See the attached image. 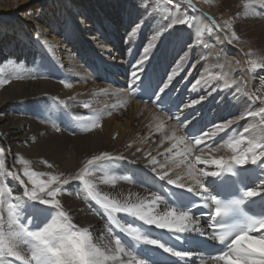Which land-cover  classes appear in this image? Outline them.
Masks as SVG:
<instances>
[{
	"label": "bare ground",
	"instance_id": "obj_1",
	"mask_svg": "<svg viewBox=\"0 0 264 264\" xmlns=\"http://www.w3.org/2000/svg\"><path fill=\"white\" fill-rule=\"evenodd\" d=\"M42 1L45 0H0V79L8 81L0 86V141L6 153L7 168L19 180L24 181L21 172L23 169L18 164L19 156L24 155L32 159L35 168L43 173L59 175L64 172L75 175L92 156L107 152L113 157L122 156L125 159L97 162L102 166L91 169L92 176L86 178L92 181L101 197L107 196L109 200L115 199L120 203H147L154 199L153 194L159 195L145 185L144 178L158 180L162 175L166 176V182L179 177V182L188 190H205L206 187L200 189L195 184L189 175L188 165L194 164L197 170L218 172L221 169L219 166L204 164L202 161L221 157L230 161V157L237 153L228 155L230 151L224 145L225 142L213 149L199 150L195 144L183 138L184 143L193 145L192 152L185 155V151V158L179 160L168 155L170 151L177 154L181 152L180 143H176L180 138L181 128L176 122L158 112L152 105L135 101L129 90L105 84L96 76L100 70L106 72L104 75L112 76L119 72L122 83L128 85L131 83L130 73L136 61L123 62L120 49L118 51L116 45L113 46V41L107 40L106 44L100 42V29L94 25L83 6L59 2L60 0H46L48 8L36 11L37 2ZM173 2V24L175 20H180L183 10H188L194 16L192 26L198 34L210 26L214 27L207 15L215 17L221 24V14L224 13L237 21L234 31L239 39H230L231 34L223 24V32L213 31L209 53L218 52L216 41H224L227 45L221 53H228V56L216 61L208 58L204 67L202 65V72L209 65L216 69L206 71L207 75L199 83L192 79L189 81L190 75L182 80V74H169L166 68L160 67L157 60L145 63L147 72L163 75L165 83L168 82L167 77L172 75L169 88H177V95H186L188 105L193 100L205 97L200 103L186 109L191 111L194 119L209 110L217 122L209 135L220 132L216 131L217 125L236 121L241 130L239 134L253 139L250 133L243 131L240 124L245 111L251 109L253 113L259 112L264 107V68L253 70L250 64L251 60L257 59L264 63V6L253 4L245 9L242 0H217L212 5L204 0ZM191 3L200 6L202 11L192 12L189 9ZM26 5L29 7L23 9ZM223 33H229V37L225 38ZM78 53H81L82 61L88 62L89 68L78 65L74 59ZM122 54L124 55L123 51ZM233 57L238 60V69L232 66ZM126 70L127 76L122 73ZM210 80L214 81L213 87L209 86ZM232 80L237 83L232 85ZM65 84H70L71 87H65ZM236 88H241V92L236 93ZM126 97H131V102ZM113 98L115 102L111 100ZM61 100L65 103L61 104ZM85 103L89 104V108L83 107ZM97 113L101 115L99 128L83 132L82 125L77 120L76 126L68 125L71 116L90 117ZM55 127H59L60 131L57 132ZM232 132L230 131L229 137ZM197 156H200V161H196ZM153 157L155 163L151 162ZM49 164L52 165L51 168ZM261 165L262 162H257L244 166H252L264 173V164ZM212 177L213 175H209L201 178L197 175L196 178L202 179L205 185ZM105 178L114 182L106 183ZM19 180L10 176L9 189L15 196L22 195L27 186L21 185ZM262 184L263 187L257 189L260 192L264 190V183ZM68 189L71 190V195L67 194ZM60 200L73 217V223L78 227L89 228L93 243L105 251L112 248L114 240L119 238L126 250L135 255V249L129 247L131 238L116 227L115 221L132 223L145 234L150 233L151 238L158 231L154 225H146L124 213L113 214V218H109L101 205L91 198L81 181H72L69 185L62 186ZM169 209L162 198L154 205L155 212L159 214ZM0 211V231L4 233L6 240L16 243L17 251L30 257V244L12 237L16 227L9 223L6 204ZM50 219L49 217L45 221L41 218L31 225V230L42 227ZM198 221L203 228L201 221ZM109 227L112 229L111 235L108 233ZM4 260L5 264H22L15 257L5 256ZM108 264L114 262L109 261Z\"/></svg>",
	"mask_w": 264,
	"mask_h": 264
},
{
	"label": "snow or ice",
	"instance_id": "obj_2",
	"mask_svg": "<svg viewBox=\"0 0 264 264\" xmlns=\"http://www.w3.org/2000/svg\"><path fill=\"white\" fill-rule=\"evenodd\" d=\"M242 4L245 9L253 4L264 6V0H242ZM224 23L231 33L230 39H239L237 33L233 30L232 22L226 20ZM174 24L192 26L193 17L185 15L182 20H175ZM141 26L138 25L137 27ZM200 31H203V29H200ZM159 36L160 33H157L151 38L143 50L141 59L137 60L136 64L132 66L130 82L134 93L139 92L141 95H147L150 98L156 97L157 103L161 107H170L172 101L168 97L166 90L172 83L173 76L169 75L167 77L168 82L160 86V82H154L145 68V63L149 59L148 53L156 47L155 42L158 41ZM250 64L253 70L264 68V63H260L257 60H251ZM6 83H8L7 80L0 79V86ZM61 83H64V81H61ZM236 83L237 81L235 80L231 81L232 85ZM65 87H71V85L65 84ZM215 90L213 89V91ZM239 92H241V88H236V93ZM203 99L205 97H200V100H193L191 105L185 104L184 108L194 106ZM256 99H259V97H256ZM60 103L64 104L65 102L61 100ZM83 107L89 108V104L85 103ZM249 115L260 116L264 120V107L260 108L259 112H250ZM75 119L81 123L83 132H89L100 127L101 115L97 113L90 117L77 116ZM232 123L233 121H228L226 124L217 125L216 131H223ZM55 130L59 132L60 128L55 127ZM215 134V132L211 133L213 136ZM208 135V133H205L199 139H196V144H201L202 140ZM178 139L183 140L182 137ZM242 145L244 147H241ZM227 147L237 153L230 157V160L235 165L243 166L248 163L264 162V142L251 139L247 135H240L239 138L230 139L227 142ZM3 154L4 149L0 147V157ZM123 159L125 158L122 156L113 157L107 152H102L88 159L75 175L64 177L63 173L59 175L43 174L50 175V179H41L40 176L42 174L25 168L24 175L28 177L33 186L31 188L25 186L22 195L19 196L13 195V191L3 183V177L5 176H12L17 180H19V177L4 171V162L0 159V207L6 204L9 223L16 227V231L12 232V237L18 241L30 244L31 248L30 257H25L17 251L16 243L6 240L4 233L0 231V264H5V256L15 257L22 264H108L109 261H113L114 264H149V261L151 264H158V261L152 259L150 255L155 250H162L163 253L171 254V256L177 257L180 261L192 257L193 254L190 251H177L174 246H169L167 241L162 242L160 238H151V234H145L140 227L134 226L132 223H120L118 221H115L116 227L131 238L129 247L135 249L138 254L147 255L148 259H140L138 255H133L132 251H127L119 238L114 240L112 248L105 251L93 243L89 228L78 227L73 223V217L65 210L57 196L61 193L62 186L69 185L72 181H81L91 198L101 205L109 218H113V214L124 213L142 221L146 225H154L157 229L167 230L168 234L174 236L177 241L184 240L181 234L185 233H195L199 237L204 236V229L199 226V221L193 220L190 216L191 208L188 211H177L170 208L163 214L156 213L154 205L161 200V197L155 196V194H153L154 199L147 203L144 201L139 203L127 201L120 203L115 199L109 200L107 196L101 197L92 181L86 177L92 176L91 169L102 166V164L97 162H114ZM200 159V156L196 157V161H200ZM151 162L155 163V157L152 158ZM23 163L27 164L28 161L25 160ZM202 163L214 164L219 166L221 170L228 171H231L232 167V163L222 157L204 159ZM48 166L49 168L52 167L51 164ZM188 167L189 175L200 189H204L205 185L202 179L196 178L197 175L204 178L218 174L215 171L197 170L194 164H189ZM123 178L128 179V177ZM165 178L166 176L164 175L160 176L161 180ZM179 180V177L176 180L169 179L168 183L184 188L185 185L180 183ZM105 182H114V180L105 178ZM19 183L24 185L25 181L19 180ZM66 191L67 194L71 195L70 189ZM189 191H192V189L189 188ZM258 194L259 192L255 188H248L243 192V196L247 198L255 197ZM211 199L214 201L215 211L210 215L211 223H209L208 227L216 229L218 234L214 232L210 239L213 241L219 240L221 244H226L227 250L219 255L209 256L210 261L213 264H218L221 261L228 262V264H264V235L253 236L249 234L254 230H264V218L257 220L250 217L244 227L218 225L216 218L237 208L240 201L225 203L215 197ZM204 206L207 207V204ZM49 217L51 218L50 222H45L42 227L31 230L33 223L39 222L41 218L48 221ZM111 232L112 229L109 227V235H111ZM229 238H231V242L227 243ZM250 243L258 244L260 247H249ZM141 247H143V253L140 252ZM122 257H127V259ZM201 264H204L203 260H201Z\"/></svg>",
	"mask_w": 264,
	"mask_h": 264
},
{
	"label": "rangeland",
	"instance_id": "obj_3",
	"mask_svg": "<svg viewBox=\"0 0 264 264\" xmlns=\"http://www.w3.org/2000/svg\"><path fill=\"white\" fill-rule=\"evenodd\" d=\"M45 1L37 2V6L35 7L36 11L38 10L42 11L48 8V2H45ZM204 1L209 3V5L215 4L217 2V0H204ZM59 2H63V3L70 2L71 4H76V5L78 4V5L83 6L86 9V12L90 16V18L93 20L94 25L100 29L101 35L99 34L100 38L99 36L97 38L99 39L102 38V39L101 41L99 39L98 40L102 44L104 43L106 44L108 41L109 42L113 41L112 42L113 46L116 45V49L118 51L120 49L119 53L122 55V60L124 59L123 62L125 63H131V62L133 63L134 61L141 59L144 48L148 45L151 38L157 33H160V36H159L158 41L155 42L156 47L153 48L148 53L149 59L146 62L157 60L156 62L160 65V67L166 68L169 74H172V73L174 74V72H176L175 74L177 73L180 75L182 74V80L186 79V77L190 75V78H188L189 81L191 79L194 82L201 81V78L204 79V76L207 75L206 71L210 72V71H215L216 69L214 68L213 65H209V67L207 66V70L202 72L204 70L203 69L204 64L205 62H207L208 58L212 59V61H216V60H220L223 58L226 59L228 56V53H221V50L224 49L227 45V42H224V41H216V47L218 49V52L214 51L213 52L214 54L209 53L210 52L209 44L211 43V40L214 37L213 35V31H215L213 29L214 27L210 26L208 29L204 30V32L196 34L195 33L196 31L194 30L193 26H185V25L182 26V24H179V25L173 24L172 22L173 16L171 17V12L173 11V8H174L173 0H60ZM59 2H56V4L59 5ZM27 7L29 6L26 5L23 7V9ZM189 9L192 12L196 11L194 9L192 10V7H190ZM220 10H221V7L219 8V11ZM73 15H75L74 10L72 12V16ZM185 15L192 16L194 19V16L191 13H189L188 10L187 11L183 10V14L180 16V20H182ZM221 15L223 16L222 17L223 22L221 24H223L224 28H227L224 23L227 20V21L232 22L233 30H234V26L237 22L235 18L232 16H228L224 13ZM138 25H142V26L137 27ZM223 36L225 38H228L229 33L227 34L223 33ZM202 42L204 45L202 44ZM200 44L203 46L202 47L199 46ZM122 51L124 55L122 54ZM199 53L203 55V58L201 57L202 55L201 56L198 55ZM161 56L162 57L165 56V57L162 58ZM195 56H197V58ZM74 59L78 62V65L81 64L82 67H84L85 69L89 68L88 62H86V60L82 61L81 53L76 54L74 56ZM233 60L234 61L232 63L233 64L232 66H234L235 69H238V60L235 59V57H233ZM257 61L262 63L261 59H257ZM211 78L212 77H210V79ZM213 82H214L213 80H210L209 86L213 87V84H212ZM126 98L131 102V97L130 98L126 97ZM114 99L115 98L111 100L115 102L116 100ZM250 112H252L251 109L247 110V112L245 111V113L242 114L243 117L242 115L240 116V118L242 117L240 125L242 129L244 128L243 131L245 133L251 134V137L253 139L257 138L256 139L257 141L264 142L263 141L264 140V120H262L260 116H250L249 115ZM229 119H227V121ZM68 125L76 126L75 117L73 116L69 117ZM230 126L231 127H228V128H230L231 132L234 129L230 139H235L237 137L239 138V136L241 135L239 134L241 130H240V126H238V123L234 121ZM246 129L247 131H245ZM179 135L181 138V133H179ZM180 141H181L180 139L176 141V143L178 144L180 143V150H181L180 154L175 153V151H170V153L168 154V155H172L173 158L177 160L185 158L183 156L185 154V151H187L185 154L187 155L191 153L194 148L193 147L194 144L189 146V144L184 143V139L182 140V142ZM0 144H1L0 147L3 148L4 146L2 145L1 141H0ZM224 145L227 146V141H225ZM241 147H244V146L242 145ZM201 150H205V149H201ZM229 151L230 153L228 155L234 153L232 149L230 148H228V152ZM0 159H2L4 162L3 170L13 174V171L7 168L6 166L7 157H6L5 150H4L3 156L0 157ZM25 160L26 161L30 160V161H28V163L25 164L23 163V161ZM18 161H19L18 164L23 169V171L21 172L23 174L25 184L27 185L28 188H31L33 185L28 180V177L24 175L25 168H28L31 171L42 174L40 176L41 179H50V175H43V174H49V173H43L40 170H37L35 168V165H33L35 162L32 159L24 155H20L18 158ZM263 164L264 162H262V166ZM61 173L64 174V177L69 176L67 173H64V172H61ZM3 183L6 187L9 188L10 187V176L3 177ZM60 197H61V193L58 194L57 199H60ZM2 208L3 206L0 207V210ZM0 216H1V211H0Z\"/></svg>",
	"mask_w": 264,
	"mask_h": 264
},
{
	"label": "clouds",
	"instance_id": "obj_4",
	"mask_svg": "<svg viewBox=\"0 0 264 264\" xmlns=\"http://www.w3.org/2000/svg\"><path fill=\"white\" fill-rule=\"evenodd\" d=\"M248 246L249 247H254V248H259L260 247L258 244H255V243H250Z\"/></svg>",
	"mask_w": 264,
	"mask_h": 264
}]
</instances>
